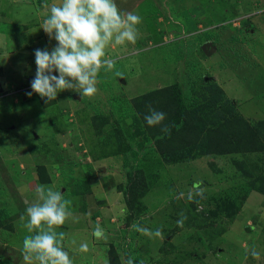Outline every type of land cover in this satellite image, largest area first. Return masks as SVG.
<instances>
[{
    "label": "rangeland",
    "instance_id": "rangeland-1",
    "mask_svg": "<svg viewBox=\"0 0 264 264\" xmlns=\"http://www.w3.org/2000/svg\"><path fill=\"white\" fill-rule=\"evenodd\" d=\"M51 1L0 0V264H39L22 250L41 184L69 201L55 231L73 264H264V0H115L141 17L136 41L106 48L115 67L101 70L92 97L65 90L46 102L26 93L35 50L58 46L42 28ZM175 83L190 89L204 128L244 117L262 151L219 155L217 171L210 154L164 161L134 123L133 99Z\"/></svg>",
    "mask_w": 264,
    "mask_h": 264
},
{
    "label": "clouds",
    "instance_id": "clouds-1",
    "mask_svg": "<svg viewBox=\"0 0 264 264\" xmlns=\"http://www.w3.org/2000/svg\"><path fill=\"white\" fill-rule=\"evenodd\" d=\"M46 7L48 15L42 28L58 46L51 51L35 50L37 70L31 81L32 91L26 95L31 97L34 92L50 102L56 100L62 91L75 90L83 98L92 97L97 92V78L101 70L110 72L115 67V61L106 58V48L111 44L134 43L141 17L132 12L122 14L115 0H62L59 5ZM57 72L59 75L54 74ZM116 75L121 74L116 72ZM148 108L147 124L162 125L165 114L151 105ZM161 131L170 135L171 129L164 125ZM198 194L202 196L203 193L199 191ZM36 195L41 202L29 203L25 210L27 221L23 226L29 234L23 239L24 260L34 258L39 264H73L63 246L65 233L55 231L72 216L69 201L60 191L44 184L37 187ZM181 216L177 224L183 227L186 217L183 213ZM21 220H24L23 216ZM132 227L149 237L162 235L159 229L149 230L135 223ZM34 232L36 234H31ZM93 235L97 239L102 238L104 229L97 224ZM79 250L87 252V244H81ZM252 255L258 254L253 252Z\"/></svg>",
    "mask_w": 264,
    "mask_h": 264
},
{
    "label": "trees",
    "instance_id": "trees-1",
    "mask_svg": "<svg viewBox=\"0 0 264 264\" xmlns=\"http://www.w3.org/2000/svg\"><path fill=\"white\" fill-rule=\"evenodd\" d=\"M181 88L180 84L175 83L133 99L138 111L134 123L140 129L144 127L148 131L149 137L147 141L151 142L152 139L155 141L154 146L151 145L150 149L155 148L164 161L174 163L187 160L190 156L210 154L213 156L210 164L217 171L220 166L214 163L216 162L214 159L216 157L219 158V155L262 151L263 145L261 141L244 117L238 116L215 127L208 126L204 128L199 121H196L195 111L187 103L190 98V89L184 88L182 90ZM149 105L156 111L165 114L166 119L162 125L149 126L147 124L145 117L150 114ZM164 125L171 129L170 135H166L161 131ZM141 145L144 144L141 143ZM138 155V151L134 150L133 158L136 159ZM134 168L140 172V166H134ZM137 177L138 175H135V180ZM131 181L133 180L131 179ZM139 187L133 184L131 192L126 194L131 195L133 199L137 196L135 200L137 201L144 194V191ZM255 189L263 192V187L256 186ZM126 202L133 208V212L136 213L133 201L127 197ZM3 224L4 221H2L0 216V227ZM117 260H113L112 263L118 264L116 263L118 262Z\"/></svg>",
    "mask_w": 264,
    "mask_h": 264
},
{
    "label": "crops",
    "instance_id": "crops-1",
    "mask_svg": "<svg viewBox=\"0 0 264 264\" xmlns=\"http://www.w3.org/2000/svg\"><path fill=\"white\" fill-rule=\"evenodd\" d=\"M20 2H19V0H12V3H14V4L20 3ZM61 2H62V0H52L50 4H57V5H59ZM19 6L22 7L20 4H19Z\"/></svg>",
    "mask_w": 264,
    "mask_h": 264
},
{
    "label": "water",
    "instance_id": "water-1",
    "mask_svg": "<svg viewBox=\"0 0 264 264\" xmlns=\"http://www.w3.org/2000/svg\"><path fill=\"white\" fill-rule=\"evenodd\" d=\"M77 98H78V99H80V98H81V95H80V94H79V95H77Z\"/></svg>",
    "mask_w": 264,
    "mask_h": 264
}]
</instances>
